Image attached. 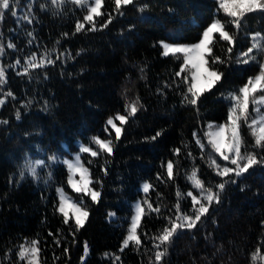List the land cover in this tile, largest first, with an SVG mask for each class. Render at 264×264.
Returning <instances> with one entry per match:
<instances>
[{
    "label": "trees",
    "instance_id": "16d2710c",
    "mask_svg": "<svg viewBox=\"0 0 264 264\" xmlns=\"http://www.w3.org/2000/svg\"><path fill=\"white\" fill-rule=\"evenodd\" d=\"M29 4L33 22H18ZM14 7L18 17L6 12L0 22V66L6 69V82L0 85L5 101L0 104V264H27L18 250L31 241L39 242L40 264H150L156 251L153 237L170 226L167 217L175 219L177 202L191 214L186 194L199 195L192 172L214 191L222 182L211 160L222 166L227 162L211 149L205 133L210 124L227 122L230 90L238 92L260 71L258 63L237 61L251 46L252 34H264V11L246 13L237 30L218 0H135V6L120 12L114 0H104L102 15L95 18L97 30H87L91 25L84 22L85 30L77 32L86 8L73 0L59 7L51 0H18ZM109 14L111 22L101 27ZM217 19L235 34V42L230 45L215 34L212 56L224 63L213 67L223 75L210 88H202L206 90L194 107L182 102L187 85L175 76L182 59L163 56L159 42H192ZM8 43L15 48H7ZM33 53L37 62L45 54L55 62L23 75L25 60ZM208 59L211 64L212 57ZM257 60L264 62V56L257 55ZM133 103L138 111L116 139L107 121L127 115ZM249 112L256 115L251 103ZM114 122L121 127L120 121ZM240 132L244 146L253 151L247 124H241ZM193 133L205 145L203 150ZM93 137L113 142L111 154L81 156L89 169V187L99 192L95 201L69 186L67 166L60 160L47 165V176L43 165L35 178L27 171L21 178L25 162L53 150H73L80 143L98 150L90 141ZM169 161L174 165L172 178L167 174ZM235 179L196 227L174 235L161 264H264V166ZM145 183L151 186L147 193ZM57 189L88 211L78 230L70 211L65 223L57 210ZM145 201L158 206L160 213L147 209ZM137 204L145 209L138 228L142 243L125 248Z\"/></svg>",
    "mask_w": 264,
    "mask_h": 264
},
{
    "label": "snow or ice",
    "instance_id": "6c2138e0",
    "mask_svg": "<svg viewBox=\"0 0 264 264\" xmlns=\"http://www.w3.org/2000/svg\"><path fill=\"white\" fill-rule=\"evenodd\" d=\"M52 4L59 7L64 3V0H51ZM219 6L223 9L229 17H231V24L239 30L242 27V21L246 13L254 11H264V0H218ZM18 3V0H0V22L6 12H10L13 17H18V11L14 7ZM73 3L80 7L86 8V14L83 16V22L78 21L76 25V31L85 30V23L91 25V28L87 30H97L95 18L102 15L101 7L104 0H73ZM135 6V0H114L115 10L120 12L125 6ZM41 9H44L45 5H40ZM143 11V8L140 9ZM111 15L105 23L101 24V27H107V23L111 22ZM20 20L32 23V7L29 4L26 12L22 16L18 17ZM227 25L221 20H214L209 26H207L198 42L194 44H180L169 43L166 41H160L159 46L163 49L162 55H172L177 59H182L180 70L175 73L176 77L181 78V82L187 85V90L183 94V103H187L192 106H197L202 95V92L206 89L200 87V81L203 79L207 81V86L210 88L216 82L220 81L222 73H218L214 70L216 63H224L219 56H212L214 46V36L218 34L219 39L227 41L230 45L235 42V34L226 30ZM32 36V33H28ZM67 35V34H65ZM32 41L30 40L29 43ZM7 48H15L13 43H8ZM232 47H229L227 51L232 52ZM4 52V45L0 43V54ZM257 55L264 56V34L256 32L252 34L251 46L247 48L245 52L241 53V59H238V63L249 64L258 63L260 71L255 77H250L246 84L238 89V92L229 93L228 99L230 100L231 107L228 112L227 122L221 125H209V130L205 133L208 145L217 154L219 158L227 162V165H220L216 159L211 160V164L215 166L217 175L222 178V182L215 186V191L212 187H205L204 182L197 178L196 171L192 172L190 179L193 181V187L199 190V195H193L192 191L187 192L186 197H191L192 211L191 214L184 212L181 208V204L178 201L174 206L176 210L175 219L167 217L170 226L163 228L162 232L153 237L154 248V261L150 260V264H161L163 257L167 254V245L171 243L174 235L178 234L183 229H193L197 223L201 221L208 211L209 207L213 203L220 202V193L224 190L228 182L236 183L235 178H239L245 173H248L250 169L256 166H264V156L259 154V151H264V62L257 60ZM209 57H212V62L209 64ZM55 61L49 59L47 54L41 57L37 62V56L33 53L30 57L26 58L23 75H29V69H36L42 67L44 64H52ZM16 65H20L21 61L17 59ZM20 74V73H18ZM183 74V75H182ZM6 82V69L0 66V85ZM8 96L12 93L8 92ZM5 103L3 99H0V104ZM254 105L255 116H252L249 112V104ZM138 111L136 103L130 105V111L127 115L117 114L114 118L110 117L107 124L115 130L116 139H119L122 132V125L127 123L128 119L135 115ZM20 113H17V119H19ZM114 120H118L121 123V127H118ZM6 123V122H5ZM247 124L254 137V150L249 151L244 146V140L240 132L241 124ZM157 136L160 133L156 134ZM196 137V143L203 150L205 145L197 137L196 133H193ZM152 139H155L153 137ZM93 143L98 146V150H93L89 146H81L79 151L81 153H89L92 157H96L99 152L112 153V141L103 140L97 137H93ZM179 149L175 150L176 154H179ZM55 156L48 157L49 161H55ZM44 160L27 161L23 165V170L20 172L21 178L24 177L25 171H27L32 177L37 176V168L45 165ZM63 163L67 166L70 172L68 179L69 186L78 193H85L90 195L92 200H96L99 196V192L93 191L89 185L91 183V177L89 169L84 167L81 162V157L77 155L74 160H65ZM231 165V166H228ZM234 166V167H232ZM173 162L167 163V174L169 178L173 176ZM79 174V180L74 177ZM235 177V178H233ZM227 178V179H225ZM151 186L148 183L143 185V191L147 193ZM60 193V202L58 211L63 215L64 222L68 223L69 211L71 209L73 216L75 217V224L77 230L83 227L85 220L88 217V211L82 207L81 204L71 202L63 193V189H57ZM177 196L180 197L181 193L177 192ZM147 209L152 212L160 213V208L153 207L152 203L145 201ZM110 215H114L110 214ZM145 215V209L141 204L135 206V215L132 217L131 226L128 230L126 238L123 240V247H128L130 243L140 246L142 241L138 235V228L141 224V219ZM123 250V248L121 249ZM87 246H85V253L87 254ZM259 251V250H258ZM39 242L31 241L28 244H22L19 246L18 257L21 261L27 260V264H40L39 259ZM256 257L254 256V259ZM83 259V258H82ZM119 260V257H116Z\"/></svg>",
    "mask_w": 264,
    "mask_h": 264
},
{
    "label": "rangeland",
    "instance_id": "374dc122",
    "mask_svg": "<svg viewBox=\"0 0 264 264\" xmlns=\"http://www.w3.org/2000/svg\"><path fill=\"white\" fill-rule=\"evenodd\" d=\"M209 26V25H208ZM207 27V26H206ZM205 27V28H206ZM204 28V29H205ZM204 29L202 30V32H201V34H200V37H201V35H202V33H203V31H204ZM199 37V38H200ZM199 38H197L196 40H194V41H192V42H169V43H180V44H194V43H196V42H198V39ZM207 86V81H205V80H201L200 81V87L201 88H203V87H206ZM233 92H237L234 88H232L231 90H230V93H233ZM0 99H2L1 97H0ZM230 107H231V103H230ZM90 141L91 142H93V139L91 140L90 139ZM85 144V145H84ZM84 144H78L77 145V147L75 148V149H73V150H69V149H67V148H63V150H60V149H56V150H53V151H51V152H49L47 155H41L40 157H39V159L38 160H44L46 163H45V165H44V168H45V170H46V173H45V176H47L48 175V164L49 163H52L53 161H49L48 160V157H50V156H55L56 157V159L55 160H60V161H65V160H74V158L77 156V155H79L80 157L82 156V153L79 151V149H80V147L81 146H87L86 145V143H84ZM81 162H82V164L84 165V163H83V161H82V157H81ZM69 176H70V172H69V170H68V179H69ZM74 179H76V180H79V174H77L75 177H74ZM64 193V192H63ZM64 195L71 201V202H73L71 199H70V197L69 196H67L65 193H64ZM58 198H59V200H60V193H58ZM68 211H70L71 213H72V211H71V209H68ZM29 242H26V243H23V244H28ZM22 245V244H21ZM27 261V260H26Z\"/></svg>",
    "mask_w": 264,
    "mask_h": 264
}]
</instances>
